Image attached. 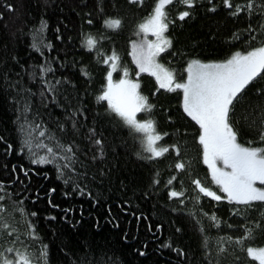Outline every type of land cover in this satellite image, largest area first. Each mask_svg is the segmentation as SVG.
<instances>
[{
    "label": "trees",
    "instance_id": "trees-1",
    "mask_svg": "<svg viewBox=\"0 0 264 264\" xmlns=\"http://www.w3.org/2000/svg\"><path fill=\"white\" fill-rule=\"evenodd\" d=\"M231 2L233 8L223 0H194L190 9L168 6L172 23L166 35L172 43L160 61L178 82L193 59L220 61L264 44V0ZM153 5L154 0H0V217L12 231L0 230L6 256H15L8 248L27 249L36 264H44L46 248L47 264H258L243 248L264 246V230L256 227L264 225V203H229L203 163L199 126L183 111L182 90L159 88L146 72L136 75L130 51ZM235 5L242 9L238 15H232ZM185 10L190 16L177 19ZM109 19H119L120 26L107 27ZM88 36L96 41L92 51ZM113 53L120 59L113 74L126 68L139 94L154 105L137 113L138 120H154L156 131L167 133L157 146L178 144L179 157L170 151L148 159L143 135L98 101L111 64L104 59ZM232 122L238 142L264 147L258 135L264 127V74L246 87ZM34 124L41 128L32 135L43 144L72 146L75 163L62 176L56 163H31L24 140ZM33 144L35 158L48 155ZM177 162L186 170L178 172ZM193 179L225 198L197 199ZM173 190L184 195L170 198ZM244 226L253 228V239L244 246L225 241L219 252L221 238L241 237Z\"/></svg>",
    "mask_w": 264,
    "mask_h": 264
},
{
    "label": "snow or ice",
    "instance_id": "snow-or-ice-1",
    "mask_svg": "<svg viewBox=\"0 0 264 264\" xmlns=\"http://www.w3.org/2000/svg\"><path fill=\"white\" fill-rule=\"evenodd\" d=\"M137 2V0H132ZM180 4L190 9L193 7L194 0H154L152 11L139 24L138 29L143 33L145 39L139 44L134 45V62L140 73L147 72L155 77L159 88L168 91L182 90L183 111L199 126L198 143L202 146L203 163L210 170L211 180L218 187L219 191L226 194L229 203L253 206V202L264 203V147L252 146L249 141L245 146L238 142V132L232 122L235 105L239 102L246 87L250 85L257 77L264 74V44L251 48L250 50L233 53L230 58L219 63H203L198 59L191 60L187 68V79L184 82H178L174 74L157 62V57L171 47V40L164 34L168 31L172 23L168 12V6ZM226 8H233L231 0H223ZM247 7L252 9V3ZM11 10V6L9 5ZM241 6L235 5L232 15H238L241 12ZM190 12L185 10L179 12L177 19L184 20L190 16ZM91 23V21H89ZM105 25L109 28H118L121 24L119 19L105 20ZM151 34L156 39L148 40L146 37ZM255 39V38H253ZM96 41L92 36L86 39L87 50L92 51ZM119 57L113 53L112 56L104 59L105 64H110V71L107 72L106 90L98 96V101H106L109 110L120 117L124 124L136 133H143L146 141H142L143 151L150 153L148 159H156L164 156L170 151H174L179 157L181 155L178 144L171 146H157V142L163 140L167 133L160 134L156 131L155 121L146 119L139 121L137 113L151 112L154 105L148 102L146 96L140 95L137 89L140 87L138 82H133L128 77V70L123 69V78L113 82V72L118 70ZM41 71H45L42 67ZM51 71V69H47ZM59 83V82H57ZM24 126H22L23 130ZM41 126L34 124L30 127L28 138L24 140V147L31 152L34 157L32 164H57V169L62 176L64 169H69L75 163V155L71 145L57 143L55 148L45 145L32 135L34 130H39ZM259 139L264 141V127L258 133ZM45 132L39 131V137H44ZM36 148L46 149L47 156L36 157L33 151V141ZM97 145L101 144L96 140ZM65 161L59 164L57 161ZM175 169L179 171L186 170V164L183 162L175 163ZM24 171L23 169H21ZM25 175L27 172L25 171ZM176 177L168 180L171 185ZM192 183L198 189V196L202 194L205 197H211L213 200L220 201L225 197L217 194L210 187L205 185L200 179H193ZM259 184L261 187H258ZM54 191V190H53ZM183 191H170L169 197L183 196ZM0 196V200H3ZM183 202V201H181ZM4 209L0 207V213ZM35 215V213H33ZM216 226L219 227V221L213 215L210 217ZM231 226V225H230ZM256 227L264 230V225L258 224ZM11 225L0 217V230L8 231L11 235ZM254 230L252 227L244 226L243 235L239 238L232 237L221 238L219 252L225 251L224 242L244 246L245 241L253 239ZM168 245H165L167 247ZM248 257L258 264H264V246L243 248ZM9 253L15 252L14 257H8L3 251H0V264H36L31 254L25 249L8 248ZM140 255H144L143 252ZM44 264H47L46 248L41 253Z\"/></svg>",
    "mask_w": 264,
    "mask_h": 264
},
{
    "label": "rangeland",
    "instance_id": "rangeland-1",
    "mask_svg": "<svg viewBox=\"0 0 264 264\" xmlns=\"http://www.w3.org/2000/svg\"><path fill=\"white\" fill-rule=\"evenodd\" d=\"M166 37H167V35H166V33L164 34ZM168 38V37H167ZM143 39H145V37L143 36V33H140L139 32V29H138V32H137V37H136V39L133 41V43H132V47H131V51H130V59H131V61H132V64L134 65V67L136 68V73L139 71V69L137 68V66H136V64H135V62H134V45L135 44H139ZM146 39H148V40H155L156 38L154 37V36H152L151 34H149L147 37H146ZM228 58H230V56L229 57H227V58H225L224 60H220V61H201V62H203V63H219V62H223V61H225L226 59H228ZM157 59V62L158 63H160V64H162L166 69H168L169 71H171L173 74H174V76H175V78H176V75H175V73H174V71L172 70V69H170V68H168L167 66H165L161 61H160V55L156 58ZM123 69L124 68H122L120 71H119V74L117 75V76H115L114 74L112 75V80H113V82H117V81H119L121 78H123ZM111 70V69H110ZM109 70V71H110ZM147 73V72H146ZM155 78V77H154ZM127 79H129V80H131V81H133V82H137L135 79H132L130 76H129V73H128V77H127ZM187 79V73H186V76H185V78H184V80H186ZM184 82V81H183ZM158 84V83H157ZM106 86H107V81H106V85H105V90H106ZM137 91H138V89H137ZM182 94H183V92H182ZM138 119V118H137ZM140 121V120H139ZM142 135H143V137H144V139L146 140V136H145V134H143V133H141ZM257 186L258 187H261L259 184H257Z\"/></svg>",
    "mask_w": 264,
    "mask_h": 264
},
{
    "label": "bare ground",
    "instance_id": "bare-ground-1",
    "mask_svg": "<svg viewBox=\"0 0 264 264\" xmlns=\"http://www.w3.org/2000/svg\"><path fill=\"white\" fill-rule=\"evenodd\" d=\"M208 4H209V2H208ZM219 5V4H218ZM105 27V26H104ZM106 29V28H105ZM169 34V33H168ZM86 46V45H85ZM235 52V51H234ZM118 53V52H117ZM230 55H232V54H230ZM102 59H103V57H102ZM120 60V59H119ZM224 60V59H223ZM123 63V62H122ZM142 74V73H141ZM139 80V79H138ZM141 138V137H140Z\"/></svg>",
    "mask_w": 264,
    "mask_h": 264
}]
</instances>
